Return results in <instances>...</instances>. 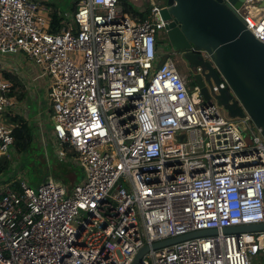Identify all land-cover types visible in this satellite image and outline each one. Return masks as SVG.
<instances>
[{
	"label": "built area",
	"instance_id": "1",
	"mask_svg": "<svg viewBox=\"0 0 264 264\" xmlns=\"http://www.w3.org/2000/svg\"><path fill=\"white\" fill-rule=\"evenodd\" d=\"M244 4L234 11L264 45V10ZM149 5L140 19L120 0H74L71 14L47 0H0V55H22L47 79L55 113L44 141L85 170L69 194L52 178L37 192L24 181L0 184V264H132L145 246L140 264H251L264 254V232H222L264 224L261 130L246 114L226 118L209 92L203 104L197 86L189 95L174 61L158 56L165 6ZM1 60L0 157L13 143L2 119L13 82L4 74H15ZM226 89L221 79L211 92Z\"/></svg>",
	"mask_w": 264,
	"mask_h": 264
},
{
	"label": "water",
	"instance_id": "2",
	"mask_svg": "<svg viewBox=\"0 0 264 264\" xmlns=\"http://www.w3.org/2000/svg\"><path fill=\"white\" fill-rule=\"evenodd\" d=\"M125 1V0H120ZM246 0H166L161 10L164 20L172 19L165 27L171 52L187 51L184 58L191 67H204L206 79L219 84L223 79L228 89L220 91V105L231 118L249 117L261 130L264 138V45L246 29L243 19L235 13ZM264 10V0L259 8ZM196 52H204L205 62ZM170 52L164 59H168ZM204 101L209 94L200 75L195 78ZM230 91V99L227 92ZM178 141H185L183 132L177 133ZM224 234L264 232V224L241 225L224 228ZM215 229L200 230L190 234L154 243L152 250L168 247L186 240L216 235ZM149 247L141 248L132 264H140Z\"/></svg>",
	"mask_w": 264,
	"mask_h": 264
},
{
	"label": "rangeland",
	"instance_id": "3",
	"mask_svg": "<svg viewBox=\"0 0 264 264\" xmlns=\"http://www.w3.org/2000/svg\"><path fill=\"white\" fill-rule=\"evenodd\" d=\"M154 1V0H153ZM160 1V4L162 6L165 5V1ZM47 2L54 6L55 9L59 10L61 13H72V7L74 6V0H47ZM126 3L134 5L137 9H146L148 8L150 0H138L139 3L133 4L131 0H125ZM156 2V1H155ZM253 5L255 8H259V2L250 4ZM245 9H242L241 13L245 14ZM244 12V13H243ZM260 12H256L255 15L258 16ZM157 43L158 47L162 52H171V47L169 45V39L166 35V33H163L162 31L157 33ZM2 57L7 60H1V63L3 66L10 70L13 73H18L22 75V79L25 83H30L32 81V75L29 66L25 67L27 61L22 55L15 56L16 58L10 57L6 58L2 55ZM24 58V59H23ZM169 59L174 61V56L170 55ZM204 60V59H203ZM18 61V63H17ZM206 61V60H205ZM24 66V67H22ZM196 68H192V73H195ZM179 73V75L183 78V74L181 71L176 69ZM36 72V70H33ZM14 75V74H12ZM19 75V77H20ZM16 76V74L14 75ZM205 77L203 75V80L205 81V87L207 88L208 92L211 95V102L213 104H216L220 110L222 115H224L226 118H231L228 116V113L226 109H224L219 102L218 94H213L211 92L213 81L205 80ZM21 78V77H20ZM186 87L188 89V93L191 97H196L195 92V86L196 83L192 80H184ZM230 91L227 92V97L229 100L230 98ZM27 95V91H26ZM38 99L34 100V98H31L30 95L26 96V100L24 103V113L28 114V119L33 120L34 117L39 115V104L41 105V112L46 117V123H45V132L46 134H50L52 132V121L51 116L54 115L55 111L52 108V106L49 104L48 97L46 98L44 94L38 93L37 95ZM39 103V104H38ZM203 104H207V101H203ZM4 118V115L2 116V119ZM3 122H7L4 121ZM252 123V122H251ZM45 135H42V139L39 137L36 139L33 143V145L27 150L26 153L21 154L19 156L11 155L12 158L10 159L9 166L7 169L0 174V178L6 179L4 180L7 183H16L20 181H24L25 184L30 187L32 190L37 192L38 188L43 184L44 180L48 178H52L55 182L59 183L60 185L64 186L67 191L66 194H69L73 186L75 185V181H72L73 179L78 180L79 182L83 179L85 176V170L80 166L76 165L74 163V158L70 157L68 155V159H65L64 161H60L59 157L57 155V151L60 149V145L58 142H46L44 141ZM243 138L246 142H250V131L246 130L243 133ZM251 264H264V254L258 253L255 256H252V262Z\"/></svg>",
	"mask_w": 264,
	"mask_h": 264
},
{
	"label": "trees",
	"instance_id": "4",
	"mask_svg": "<svg viewBox=\"0 0 264 264\" xmlns=\"http://www.w3.org/2000/svg\"><path fill=\"white\" fill-rule=\"evenodd\" d=\"M121 5L123 6L125 12L131 14L134 17H138L140 19H145L147 17L148 13V8H146L144 11L137 9L134 5L126 3L125 1H120ZM74 7H72V10ZM5 78L8 80L12 81L15 84L17 83V80L15 79L14 76H11L8 73L4 74ZM20 90L22 89V86L20 85ZM16 95L17 101L22 100L25 96L26 93L24 91H20V93L17 95V93H13V90L8 93V97H14ZM7 123L12 126H15L13 128V143L10 147V151L7 156H2L0 157V174H2L7 167L9 166L10 159L12 158L11 155H21L27 152V150L33 145L35 141H37V136H36V129L35 126L29 122H25L22 118L19 117H13L7 120ZM68 155L70 157L74 156V153L69 151ZM72 181H75V185L79 182L76 179H73ZM13 189H17L18 185L16 183H13L12 185Z\"/></svg>",
	"mask_w": 264,
	"mask_h": 264
},
{
	"label": "crops",
	"instance_id": "5",
	"mask_svg": "<svg viewBox=\"0 0 264 264\" xmlns=\"http://www.w3.org/2000/svg\"><path fill=\"white\" fill-rule=\"evenodd\" d=\"M131 2L133 4H137L139 3L138 0H131ZM140 10H145V9H140ZM258 12V11H257ZM166 55H168V52H162L161 50L158 51V56L159 57H166ZM0 58L2 60H5L1 55H0ZM13 58H16V57H13ZM24 59V58H23ZM7 62V60H5ZM18 63V61H17ZM27 65L29 66L28 63H26V65H24L25 67H27ZM22 66V67H24ZM31 72L33 73L32 75V81L30 83H25L24 80L22 79V75L19 74V72L15 73L16 76L15 79L17 80V83L15 84L14 86V83H13V93H17V95L20 93V91H24L26 93L27 91V95H30L31 98H34V100H37L38 97V93H42L45 95V97L47 98V89H48V81L47 79H44V78H38V73L37 71L34 72L30 66H29ZM20 75V77H19ZM22 86V89L20 90V87L19 86ZM11 90V91H12ZM26 95V96H27ZM26 96L20 100V101H17L16 99V95H14V97H11V101H12V105L11 107L8 109V112L6 113V115H4V121L6 120H9L10 118H13V117H19V118H22L25 122H29L31 124H33L35 126V129H36V136L37 138L39 137L40 139H42V135L44 134L45 136H48L49 134H46L45 132V129H44V125L46 123V117L44 116V114H42L41 112V105L39 104V107H40V110H39V115H37L36 117H34L33 120H29L28 119V114L24 113V103H25V98ZM10 128H14L15 126H12V124L10 125L9 123L5 122ZM1 176V175H0ZM6 179H2L0 178V184H5V181Z\"/></svg>",
	"mask_w": 264,
	"mask_h": 264
},
{
	"label": "flooded vegetation",
	"instance_id": "6",
	"mask_svg": "<svg viewBox=\"0 0 264 264\" xmlns=\"http://www.w3.org/2000/svg\"><path fill=\"white\" fill-rule=\"evenodd\" d=\"M156 1V3H160L159 0H154V2ZM161 1H165L166 3V0H161ZM260 3V2H259ZM165 6V5H164ZM168 21V24L167 26L172 22V19L170 20H167ZM163 33H166L165 32V29L161 30ZM185 53H187V51H181V52H170L169 55H173L174 56V63L176 65V69L178 67V69L181 71V73L183 74V79L185 80H192L195 82V78L197 75H200L202 81L204 82L205 84V81L203 80V75L206 76L207 75V71L204 67H201V69L198 71L197 68L195 69V73L193 74L192 73V68L188 61L184 58V55ZM196 54L198 55V57H200V59H204L203 61L205 62H209V58L207 57V55L204 53V52H196ZM205 80L206 77H205ZM209 81V80H208Z\"/></svg>",
	"mask_w": 264,
	"mask_h": 264
},
{
	"label": "bare ground",
	"instance_id": "7",
	"mask_svg": "<svg viewBox=\"0 0 264 264\" xmlns=\"http://www.w3.org/2000/svg\"><path fill=\"white\" fill-rule=\"evenodd\" d=\"M244 6L246 7V8H248V10H251V11H254V9L252 8L251 9V7H248V5L247 4H244ZM245 11V10H244ZM256 11V10H255ZM244 13V12H243Z\"/></svg>",
	"mask_w": 264,
	"mask_h": 264
}]
</instances>
